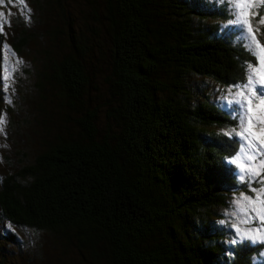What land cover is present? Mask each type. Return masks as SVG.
Returning a JSON list of instances; mask_svg holds the SVG:
<instances>
[{"label":"trees","instance_id":"trees-1","mask_svg":"<svg viewBox=\"0 0 264 264\" xmlns=\"http://www.w3.org/2000/svg\"><path fill=\"white\" fill-rule=\"evenodd\" d=\"M51 2L62 9L61 0L45 6ZM82 4L84 26L103 30L110 44L106 122L97 124L101 108L91 98V78L101 67L95 45L75 43L69 20L67 48L47 60L37 90L54 91L55 109L70 114L74 129L54 132L29 162L0 177L1 220L52 236L59 253L72 249L84 264H249L259 245H233L227 259L218 239L208 237L210 223L194 222L197 210L222 206L236 188L237 141L214 130L232 128L233 119L205 101L190 102L185 86L197 77L238 85L256 57L213 36L225 18L218 6ZM23 45L20 37L13 48Z\"/></svg>","mask_w":264,"mask_h":264},{"label":"rangeland","instance_id":"rangeland-1","mask_svg":"<svg viewBox=\"0 0 264 264\" xmlns=\"http://www.w3.org/2000/svg\"><path fill=\"white\" fill-rule=\"evenodd\" d=\"M189 2L190 5L197 4L199 7H201L199 5L201 2L202 7L207 9L215 10L216 6L222 9L225 18L217 23L216 33L213 36L223 38L224 41L232 45L246 48L241 40L240 27L229 23L233 18V12L227 0H189ZM256 3L257 8H254L253 11L259 10L264 15V4H260V0H256ZM25 4H21L20 0H0V13L4 14L0 17V25H3V30L0 31V117L5 120V123L0 126L3 128V131H0V177L14 171L23 162H29L40 152L46 140L54 132L74 129L66 118L70 114L55 109L54 91L47 86L43 87L44 94L37 90L38 78L47 72V60L55 56L59 58L65 51L68 33L65 23L69 20L71 32L76 35L74 42H77L76 38H81L79 42L84 46H87L89 42L92 46L95 45L94 53L100 59L101 67L98 70L94 69L91 78L95 89L91 94L92 104L101 108L97 115V124L100 127L106 122L103 118L104 108L111 102L108 99L110 94H108L103 81L104 75L109 74V40L103 30L96 31V35L84 26L85 14L82 0H61L59 6L62 9L60 10L53 2L50 3V6H45V0H25ZM263 28L264 26H261L262 33ZM56 31H61L62 34L57 35ZM257 35L261 44H264V35L259 33ZM20 37L24 39V45L16 52L13 43ZM17 61H22V63L17 65ZM5 69H7V73ZM5 75H9L10 79H5ZM186 82L188 81L186 80ZM4 85H8V87L5 88ZM231 87L215 84L208 79L199 77L195 78L193 82L190 81L188 87L185 86L189 97L195 100L190 102L197 104L205 101L212 104L223 110L234 121L232 128L224 127L218 130L208 128V130L214 129L221 133L233 129L239 130L240 121L236 119V113L230 111L222 102V98L228 95V90ZM167 96H169L168 92L163 94V97ZM177 98L184 100L183 95L180 94H177ZM236 107L238 106H232V108ZM228 136L231 137V135ZM232 137L237 141L238 150L242 141L239 136ZM231 164L234 166L236 188L226 194L222 206L216 205L197 210L199 218L194 219L195 224L198 223V227L205 221L210 223L208 237L218 239L217 242L222 246V248L220 247L221 253L227 259L233 254L230 248L233 245L237 246V244L230 243L236 236L232 225L234 222H238L237 216L229 215L234 211L232 202L241 192L248 191L247 184H241L238 181L239 169L235 164ZM258 186L253 184V187ZM5 225L8 224L0 218V264H64L68 260L73 264H84L72 249L71 253H59L58 243L52 236L17 228L9 230ZM253 226L240 225L242 229ZM9 234L13 238L10 242L6 240L7 237H10ZM244 242L260 246L259 250L251 257L249 264H264V244L253 243L250 240H245L242 243Z\"/></svg>","mask_w":264,"mask_h":264},{"label":"snow or ice","instance_id":"snow-or-ice-1","mask_svg":"<svg viewBox=\"0 0 264 264\" xmlns=\"http://www.w3.org/2000/svg\"><path fill=\"white\" fill-rule=\"evenodd\" d=\"M231 5L233 18L230 25L239 26L241 40L247 50L257 57L247 64V77L242 83L233 85L228 90V95L222 98L225 107L236 113V119L240 121L239 130L233 129L225 135L239 136L242 143L231 158L238 171V181L247 184L248 191L241 192L232 202L234 211L229 215L238 217V222L233 223L236 236L230 241L231 244H240L245 240L253 243L264 244V44H261L258 33L264 26V15L257 8L256 0H227ZM25 4V0H20ZM264 4V0H260ZM25 7L27 5L25 4ZM4 14L0 13V17ZM259 17V19H256ZM3 25H0V31ZM22 61H17V65ZM7 73V69H5ZM5 79H10L5 75ZM5 88L8 85H4ZM233 105L238 107L232 108ZM5 123L0 117V126ZM0 131L3 128L0 127ZM259 185L253 187V184ZM224 223V221H221ZM241 224L254 225L253 227H240ZM13 230L11 224L5 225Z\"/></svg>","mask_w":264,"mask_h":264}]
</instances>
